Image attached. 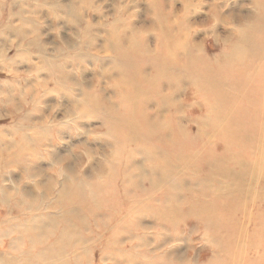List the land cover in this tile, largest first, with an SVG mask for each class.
<instances>
[{"label":"bare ground","instance_id":"bare-ground-1","mask_svg":"<svg viewBox=\"0 0 264 264\" xmlns=\"http://www.w3.org/2000/svg\"><path fill=\"white\" fill-rule=\"evenodd\" d=\"M255 1L257 14L233 40L214 34L225 46L215 54L193 40L187 15L182 24L183 15L171 18L154 0L152 41L124 11L116 15L104 46L112 93L96 82L82 87L77 107L101 118L113 150L86 175L61 171L51 197L46 190L41 200H18L4 190L0 241L11 250L0 264H181L139 248L140 224L131 220L150 203L169 218L183 210L194 216L198 228L190 233L213 244L203 264H264V0ZM209 6L221 20L218 5ZM186 176L190 184L182 186ZM48 207L62 208L60 215ZM83 216L98 235L75 240L72 226Z\"/></svg>","mask_w":264,"mask_h":264},{"label":"rangeland","instance_id":"rangeland-1","mask_svg":"<svg viewBox=\"0 0 264 264\" xmlns=\"http://www.w3.org/2000/svg\"><path fill=\"white\" fill-rule=\"evenodd\" d=\"M151 1L0 0V178H7L0 181V195L9 188L7 196L16 194L18 200L23 195L41 200L46 190L51 197L64 178L61 171L86 175L112 152L101 118L77 108L83 99L82 87H92L96 82L107 96L111 95L113 85L107 72L112 64L110 52L104 49L110 22L124 11L129 22L144 26L153 40L155 15L149 12ZM154 1L173 19L183 15L179 18L182 24L187 15L195 28L191 37L201 39L200 48L208 54L225 47L217 42L215 33L222 40H233L258 10L255 0ZM186 1L192 4L187 12L183 10ZM210 2L218 5L221 20L213 17ZM86 29L89 35L83 34ZM142 159L139 156L135 161ZM27 164L35 169H27ZM187 177L182 179V186L190 184ZM180 191L183 199L185 192ZM6 208L0 201V212ZM61 210L48 207L44 212L60 215ZM183 211L169 218L160 214L155 203L143 208L131 220V226L140 224L135 230L142 245L139 248L153 249L158 259L166 255L181 264H203L212 259L213 244L199 238V232L190 233L198 228L197 223L188 210ZM83 217L77 226L69 224L75 227L73 232L77 229L75 240L97 237L98 231ZM131 230L129 227L121 232L129 236L127 231ZM70 242L74 243L72 247L76 245ZM9 250L10 242L0 241V255Z\"/></svg>","mask_w":264,"mask_h":264}]
</instances>
